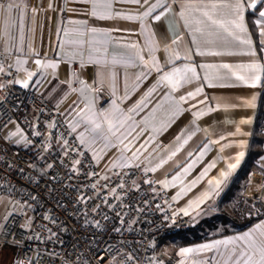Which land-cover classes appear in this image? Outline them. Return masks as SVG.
I'll use <instances>...</instances> for the list:
<instances>
[{
  "label": "crops",
  "instance_id": "obj_1",
  "mask_svg": "<svg viewBox=\"0 0 264 264\" xmlns=\"http://www.w3.org/2000/svg\"><path fill=\"white\" fill-rule=\"evenodd\" d=\"M9 2L18 5V7L14 8L11 13V26L8 29L10 35L6 36L5 18L7 13L4 9ZM157 2L158 0H147V3H144V0H141L140 4H134L125 2V0H112V18L99 19L91 15L90 0H5L0 4L4 6L0 8V52L10 57L9 65H14L16 59L25 60L27 63L23 65V68L33 72L37 71L35 64V59L37 58L44 61L51 60L58 64V68L54 70V74L52 69L43 74L46 79H44L42 84L36 85L34 83L37 79L41 78L39 73L36 77H33L29 88L41 93L49 102L55 105L63 114L67 123L74 115L71 111L73 103L76 102L79 107L84 106V100L80 94L78 92H71L67 84L61 83L62 81L72 80L73 72L87 84L101 88V91L95 94L96 107L100 109L111 107V100L122 97L125 90H127L128 98L123 101L121 107L128 108L134 106L141 96L156 83L158 76L162 74L154 70L149 71L147 68H142L138 66V63L128 64L127 66L124 64L117 65V92L116 97H112L111 89L107 83L103 86L96 83L97 66L87 63L88 53L86 50L84 54L85 66L83 68L80 66L79 57L69 61L64 56L65 52L74 50L73 45L64 43V41L70 38L65 36V29L71 31L85 27V25L73 24L70 21H84L87 28L94 27L103 30L96 37L100 40L106 39L107 37L104 33H107V36L111 37V43L108 46L110 57L111 55H116L126 59L132 56L135 59V52L140 51V54L146 60H150L151 56L154 55L164 71L171 70L173 66L170 63L173 52H179L181 57L179 60L174 61L176 67H183L185 64L198 66L201 64L219 65L223 63L235 66L248 63L253 59H259L260 56L264 55V53L260 52V41L264 40V37L260 35L259 27H254L253 25L254 19L259 18L258 12L256 16L251 14L252 10L250 9H247L245 12V25L253 41L252 47L258 53L257 57L240 54L201 56L198 54L199 51H221L225 53L231 51L240 53L244 50V46L226 45L223 43L204 46L200 44L199 40H197V43H192L194 26H186L185 17L191 19L198 15V13H194L188 7L189 4H196L198 0H159L162 7L157 8L151 16L141 20L140 16H142L148 7L157 4ZM199 2L209 3L212 0H199ZM248 2H251V0H248ZM168 7L171 9L170 11ZM182 11L185 13V17H181L180 13ZM162 12L163 15H161ZM156 15H161V19L156 20ZM125 17L135 18L127 19ZM195 35L199 37L198 33ZM173 40L176 43H173ZM130 44H136L138 46L137 49L133 50L125 47V45ZM150 47L154 49L151 53L149 51ZM186 52L190 55V59L184 58ZM37 53L39 56L36 55ZM12 70L16 73L15 79L22 80L26 78L24 71L16 72L14 67ZM235 70L240 71L239 69ZM141 71H145L148 74L137 81L135 78ZM216 71V69L197 67L200 79L194 80L189 84H184L174 94L178 98L180 95H186L188 91H194L197 86H200L203 88V92L197 97V100L189 101L187 105H182V107L190 108L191 104L197 103L200 99H206L205 104L197 103L196 108L180 113L169 122V126L165 130L159 133H152L149 129L133 141L130 145V151L125 153L126 156L130 157L133 151L139 148L141 144H145V141H148L145 148L141 149L139 159L133 163H139L142 169L145 167H155L162 159H166L172 151L180 146L189 134L195 132L188 143L183 145L172 160L164 164L163 167L158 168L155 172H147L153 177L156 185L167 191L172 198L177 197V194L181 193L182 189H186L176 199H173L179 211L184 214L181 209L186 210L188 214L184 215L194 222L193 226L184 233L185 235H182L183 238L181 239L191 242L186 245L182 243L180 246H174L175 253H168L177 256L180 259L179 264H194L195 260H210L215 255V250H213L212 252H193L187 256H181L180 250L183 248H197L203 244L214 243L216 240H224L241 235L254 229L257 224L264 223L263 218L261 221L246 226L249 223L247 215L250 212L252 201L248 194L245 195V189L250 184L252 175L261 176L262 184L256 186L259 191L258 194H255L254 198L258 200L257 206L261 207L262 204L264 208V198H261V195L264 194V144L263 154L257 160L256 168L250 172L247 180L243 181L240 187L235 189L233 186L236 175L249 153L250 142L264 91V84L256 88H249L232 78L224 81H212V83L217 85L220 83L234 85L232 87H209V82L204 80L203 77L206 74L212 75ZM219 71L225 72L226 70L220 69ZM16 86L21 87L20 85ZM72 86L79 88L78 83H74ZM65 93H67L66 96ZM88 95L93 94L88 93ZM160 95V90L153 94L148 107L135 117L136 120H140L154 107ZM253 96H255L254 106H244V102L252 100ZM218 101L221 104H235L236 107H230L227 112L223 108L208 112V107H215ZM165 109H167V105H165ZM193 111H204L206 114L196 120L192 115ZM168 115L169 113L164 109L159 110L157 112V119L167 121ZM194 120L195 123H193ZM226 120L233 122L225 123ZM241 120H249L250 123L242 124L240 123ZM237 127L240 128L241 132L246 133V135H229V133H234ZM79 131L80 129L77 130V133ZM262 134L264 135V129L262 130ZM178 135L181 136L179 141L176 140ZM221 136H224L225 139L221 140ZM131 139L129 137V140ZM212 141L219 142L212 143ZM241 141L244 142V147L239 146ZM225 145L232 146L224 147V151L221 152V147ZM83 148L93 156L90 150L84 146ZM241 151L245 153V156L240 166L226 181L222 182L219 189L213 190L208 181L219 178L220 171L226 170L227 163H234L235 156ZM201 152L204 153L203 156L200 155ZM118 155V148L110 149L103 159L96 162L104 168L112 167L111 165L115 162ZM213 161H216V167L210 169L195 186H190L191 181L199 177L201 172ZM133 163H130V165ZM189 164H193V167L184 176L183 184L177 182L175 187L169 186L165 188L162 184L158 183V181L164 179L171 180L173 175L177 174V172H182L183 168ZM205 192L209 193V196L203 203H192L198 201ZM3 219L4 213L0 212V224ZM13 254L12 251V256Z\"/></svg>",
  "mask_w": 264,
  "mask_h": 264
},
{
  "label": "built area",
  "instance_id": "obj_2",
  "mask_svg": "<svg viewBox=\"0 0 264 264\" xmlns=\"http://www.w3.org/2000/svg\"><path fill=\"white\" fill-rule=\"evenodd\" d=\"M0 60L7 69L10 57L0 52ZM10 71L11 75L1 74L0 83L15 79V71ZM9 118L32 142L5 140L8 131L15 128L11 123L0 130V197L6 199L4 216L13 213L10 222L3 219L1 223L6 226L0 228V245L14 250L11 264H84L85 260L100 264L97 254L106 260L115 258L116 264L180 263L159 245L187 232L194 222L179 211L172 196L158 187L139 163L127 168L99 165L79 144L59 109L32 88L10 85L0 89V122ZM52 123L55 128L49 126ZM34 131L41 136L32 135ZM50 138L52 147L45 151ZM63 139L85 155L70 151L65 156ZM73 159L82 161L76 172L71 171ZM47 164L53 167L49 169ZM104 175L109 177L107 181L101 179ZM96 181L99 184L94 190L90 185ZM105 184L107 187H100ZM120 184H124L123 189ZM261 184V176L253 174L245 189L252 201L248 221L264 218V208L258 207L254 198L259 191L256 186ZM112 188L119 199L112 196ZM29 219L31 228H21ZM108 244L112 248L105 252ZM129 255L133 259L129 260Z\"/></svg>",
  "mask_w": 264,
  "mask_h": 264
},
{
  "label": "snow or ice",
  "instance_id": "obj_3",
  "mask_svg": "<svg viewBox=\"0 0 264 264\" xmlns=\"http://www.w3.org/2000/svg\"><path fill=\"white\" fill-rule=\"evenodd\" d=\"M125 2L140 4L141 0H125ZM91 3V15L93 17H98L99 19H111L112 18V0H90ZM144 3H147V0H144ZM3 5H0V8H3ZM18 5L9 2L4 11L7 13L5 18V35L9 36L8 29L11 26V13L14 8ZM162 7L161 3L157 2L155 5H151L148 9L140 16V19L143 20L152 15L157 8ZM165 7H167L165 5ZM189 8L192 9L194 13H198L197 16L189 19L185 17V13L182 11L180 13L181 17H185V25L193 27V41L192 43H197L199 40L200 44L204 46L214 45L217 43H223L226 45H238L244 46V50L240 53L235 52H221V51H210L204 52L199 51L198 54L203 55H247L250 57H257V51L252 47L253 41L249 36L248 28L245 25V12L247 9L252 10V15L256 16L258 12L257 19H254V27L258 26L260 30V35L264 37V0H212L209 3H200L199 0L196 4H189ZM170 11V7H168ZM119 15V13H117ZM163 15V12L161 13ZM161 15H156L155 19L160 20ZM127 19H134L135 17H125ZM73 24L85 25L81 29L68 30L65 29V36L70 37L65 44L73 45L74 50L71 52H65L64 56L67 57L69 61L79 57L80 66L83 68L85 66L84 54L85 50L87 51V63L94 64L97 66V81L96 83L100 86H103L107 83L108 87L111 89V96L116 97V66L124 64H137L142 68H147L149 71L154 70L157 73H162L158 76V79L155 84H153L136 102L132 107L123 108L121 104L124 100L128 98L127 90H125L122 97H117L111 100V107L106 109H100L96 107V95L101 91L99 87H93L87 84L83 79H79L75 72L72 73L73 79L68 81H62V84H67L68 89L71 92H78L84 100V106L79 107L76 102L73 103L71 111L74 113L71 120L68 121V126L71 129V132L77 133V130L80 131L77 133L76 139L79 141V144L86 147L93 154V158L99 162L103 159L104 155L107 154V151L110 149L118 148L119 155L116 158L115 162L112 163V167L116 168H127L130 163H133L139 159V154L141 149L145 148V145L148 141H145V144H141L139 148L132 152L131 156H126L125 153L130 151V145L133 141L142 136L149 129L152 133H159L165 130L169 126V122L177 117L180 113L190 111L197 107L198 104H205L206 99H200L197 103H193L189 107H182V105H187L189 101H196L197 97L203 92V88L197 86L194 91H188L186 95H180L178 98L174 95L180 87H183L184 84L192 83L194 80H199L200 76L197 73V67L205 69H216L217 71L212 74H206L203 79L209 82V87H232L234 85L227 83H220L219 85L212 83L213 80L224 81L227 79L234 78L236 81L241 82L249 88H256L264 84V55L260 56L259 59H253L248 63L232 65L228 63H223L219 65L212 64H185L183 67H176L174 64L175 60H179V52H173L170 63L173 64L171 70L164 71L156 60L155 56L152 55L150 60H146L143 55L140 54V51L135 52V59L132 56L125 58L118 57L116 55L109 56V44L111 43V37L107 36V33L104 35L106 39L100 40L97 39V34L103 30L97 28H87L86 22L84 21H70ZM198 33L199 37L195 34ZM173 43H176L173 40ZM125 47L131 48L133 50L137 49L136 44L125 45ZM8 51V49H6ZM150 53L154 51L153 48H149ZM190 52V50H189ZM260 52L264 53V40L260 41ZM39 56V54H36ZM185 59H190L188 52L185 53ZM27 63L25 60L16 59L14 65H8L6 69L5 66L0 63V73L11 75V69L14 67L16 72L24 71L26 74L25 79H10L3 83H0V89H5L10 85H20L22 88H29L30 82L33 81V77H36L39 73L40 79H37L34 83L40 85L44 82V73L49 69L54 70L58 68V64L49 60L44 61L39 58L35 59V64L37 66V71H29L23 68V65ZM226 70L225 72H220L219 70ZM235 69H239L237 71ZM148 73L141 71L137 76L136 80L144 78ZM74 83L79 84V88L73 87ZM161 91L160 98L155 103L154 107L143 116L140 120H136V116L140 114L145 108L148 107L151 102V97L157 91ZM92 93L93 95H88ZM67 93H65V96ZM119 100V103H118ZM255 96L252 97V100L245 101L244 106L253 107L254 106ZM167 105V109H165ZM232 107H236L235 104H221L219 101L215 107H208V112H213L223 108L225 112ZM164 109L168 115L167 121L158 120L157 112ZM206 113L204 111H193L192 115L198 120L201 116H204ZM233 121L226 120L225 123H232ZM13 124L15 131H9L5 136V140L11 138H17L14 140L16 144H31V140L28 136L24 135L23 130L16 125L10 118L8 122H0V130L7 128L9 124ZM195 123V120L193 121ZM240 123H250L249 120H241ZM52 128L56 127L55 123L49 125ZM135 133V135H133ZM195 132L188 135L186 139L183 140V143L178 146L174 151L168 155L166 159H162L159 164L155 167H145L143 171L155 172L158 168L163 167L164 164H167L168 161L172 160L173 157L181 150L184 144H187L188 141L192 138ZM34 136H41L39 131H34L32 133ZM64 134H61V137ZM229 135H246V133L241 132L240 128L237 127L234 133H229ZM129 137L132 139L129 140ZM151 139V137H150ZM181 136L178 135L176 140H180ZM221 140L225 139L224 136L220 137ZM126 141H128L126 143ZM219 141H212V143H218ZM232 145H225L221 147V152L224 151V147H231ZM240 147H244L245 144L243 141L240 142ZM52 147L51 138L49 142L44 146V150L48 151ZM62 147L64 150V155L69 156L70 151H76L79 155H85L83 152H79L77 147L70 145V142L67 139L62 140ZM191 155V153H189ZM204 155L203 152L200 154ZM245 153L243 151L239 152L235 156L234 163H227L226 170H222L219 173V178L214 180H209L208 184L213 190L219 189L222 182L226 181L233 172L240 166L241 161L243 160ZM231 159V158H229ZM82 161L80 159L72 160V172H76L78 169L76 166H80ZM47 167L51 169L52 164H47ZM135 167L139 168L140 165L136 164ZM193 164L187 165L184 167L182 172H177L173 175L171 180L164 179L158 181L165 188L172 186L175 187L176 183L179 182L183 184V178L186 176ZM216 167V161L211 162L200 176L192 180L190 186H195L200 179L207 174V172ZM87 175V173H85ZM93 175H96L93 173ZM101 179L107 181L109 177L104 175ZM146 183H151V181H145ZM135 183V181H133ZM99 181L92 183L90 187L96 189ZM101 188L107 187V185H100ZM121 189L124 188V184H120ZM111 194L114 198L119 199L116 193V188H112ZM130 191V190H129ZM186 191L182 189L181 193ZM178 193L177 197L181 194ZM99 195V193H97ZM209 193L205 192L198 201L192 202L193 204L203 203L207 199ZM177 197H173L176 199ZM31 199H36L32 197ZM83 200V197L79 198ZM105 202H107L105 200ZM191 206V205H190ZM185 215L187 211L181 209ZM9 217H13V213H7L4 216L5 222H10ZM44 219H51L48 216H45ZM5 224H0V228H4ZM21 228H31V220L26 221L25 224L20 225ZM50 231V230H49ZM119 231V229H115ZM55 235V233H53ZM38 238V237H36ZM112 248L111 244H108L105 248V252L110 251ZM215 250V255L211 257L210 260H195L194 264H264V223L257 224L254 229L249 232H245L241 235L230 237L224 240H216L214 243H207L200 245L197 248H183L180 250L181 256H187L189 253L193 252H212ZM96 259L100 261V264H116L115 258L111 260H106L104 256L97 254ZM128 259L131 260L133 257L128 256ZM17 264H23V262H17ZM29 264L31 262L29 261ZM65 264H68V261H65ZM75 264V262H73ZM84 264H89L87 260L84 261ZM158 264H163L162 261H159Z\"/></svg>",
  "mask_w": 264,
  "mask_h": 264
},
{
  "label": "trees",
  "instance_id": "obj_4",
  "mask_svg": "<svg viewBox=\"0 0 264 264\" xmlns=\"http://www.w3.org/2000/svg\"><path fill=\"white\" fill-rule=\"evenodd\" d=\"M263 118H264V91L261 99L260 109L257 115L255 128L250 142L249 153L245 158L244 164L238 171L235 181L233 183L235 189L240 187V184L243 181L247 180L250 172L256 168L257 160L263 154V144H264V135L262 134V130L264 129ZM190 242L191 241H184L183 245L189 244Z\"/></svg>",
  "mask_w": 264,
  "mask_h": 264
},
{
  "label": "rangeland",
  "instance_id": "obj_5",
  "mask_svg": "<svg viewBox=\"0 0 264 264\" xmlns=\"http://www.w3.org/2000/svg\"><path fill=\"white\" fill-rule=\"evenodd\" d=\"M9 131H15L14 129H10ZM8 131V132H9ZM18 139V137L16 138ZM252 179V177H251ZM6 207V199L3 197H0V212L3 213L4 209ZM263 209V206L261 204V207ZM251 209V208H250ZM257 221H249V223L246 226H250L252 223H256ZM244 226V227H246ZM186 233V232H184ZM184 233L178 235L177 237L171 238L167 241H165L163 244V246L159 245V248H161V250L166 254V255H173V254H168V253H175V248L174 246H180V244L182 245V243L184 242L185 239L181 240L183 238L182 235H185ZM181 240V241H180ZM179 241V242H178ZM178 242V243H177ZM12 251L13 249L9 246H0V264H11L12 263ZM14 253V251H13Z\"/></svg>",
  "mask_w": 264,
  "mask_h": 264
}]
</instances>
